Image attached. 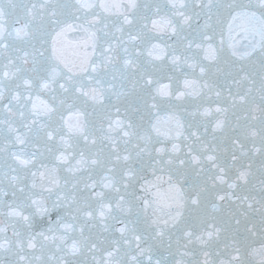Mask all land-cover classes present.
Instances as JSON below:
<instances>
[{
    "label": "snow or ice",
    "instance_id": "snow-or-ice-1",
    "mask_svg": "<svg viewBox=\"0 0 264 264\" xmlns=\"http://www.w3.org/2000/svg\"><path fill=\"white\" fill-rule=\"evenodd\" d=\"M0 264H264V0H0Z\"/></svg>",
    "mask_w": 264,
    "mask_h": 264
}]
</instances>
